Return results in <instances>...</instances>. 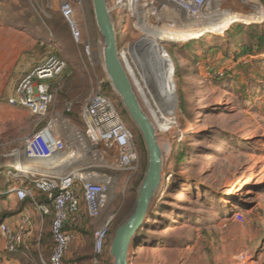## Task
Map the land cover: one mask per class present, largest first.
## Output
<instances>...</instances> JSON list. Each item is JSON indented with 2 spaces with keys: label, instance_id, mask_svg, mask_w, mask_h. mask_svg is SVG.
Listing matches in <instances>:
<instances>
[{
  "label": "rangeland",
  "instance_id": "rangeland-1",
  "mask_svg": "<svg viewBox=\"0 0 264 264\" xmlns=\"http://www.w3.org/2000/svg\"><path fill=\"white\" fill-rule=\"evenodd\" d=\"M63 1L67 0H0V162L9 159L12 151H21L22 139L44 123L7 100L21 76L50 56L67 63L53 83L57 89L53 117L58 112L70 127L83 130V109L95 79L121 107L107 82L91 0H68L83 38L92 42L93 63L87 67L61 15ZM215 1L223 2L219 10L207 9L195 17L174 9L180 16L162 23L153 7L150 16L153 24L159 22L160 34L178 24L185 27L207 18L223 19L227 11L240 9L256 13L260 22L253 24L264 26V0H243L247 5L240 0ZM113 15L116 21L119 15ZM123 15L117 28L119 53L128 74L144 86L132 46L146 35L142 26L148 32L156 26ZM237 23L222 34L158 42L172 63L176 107L167 129L160 132L155 124L164 150L162 180L150 215L130 245L129 264H264V48L257 50L253 45L242 53L244 44L251 45L249 37L226 33ZM143 107L150 115L148 107ZM121 111L134 132L138 168L117 171L114 176L104 213L113 218L98 258L93 248L98 223L87 217L82 200V227L73 219L67 226L81 239L68 247L66 264H114L108 243L133 211L147 164L140 133L122 107ZM88 162L97 163L93 158Z\"/></svg>",
  "mask_w": 264,
  "mask_h": 264
},
{
  "label": "built area",
  "instance_id": "built-area-1",
  "mask_svg": "<svg viewBox=\"0 0 264 264\" xmlns=\"http://www.w3.org/2000/svg\"><path fill=\"white\" fill-rule=\"evenodd\" d=\"M212 1L108 0V4L112 13L119 15L117 31L124 19L123 13L137 17L143 7L153 3L167 4L171 9L195 17L206 12ZM60 12L74 43L81 49L84 66H91L92 42L83 38L73 4L68 0L61 2ZM66 66L64 59L48 57L21 76L7 100L9 105L27 109L39 122L44 121L39 130L22 139L21 151H14V154L20 160L21 157L51 160L50 169L20 170L14 165V176L22 183L11 188L19 200L29 199L42 216L52 214L53 246L44 264H66V252L77 236V231L67 229L66 224L73 219L75 225L80 226L82 200L88 218L98 223L94 231V255L98 258L103 254L113 218L104 213L110 204L114 176L117 171L135 172L139 163L134 132L126 123L121 107L117 108V103L102 90V82L92 80L93 86L83 109V130L70 127L68 119L58 112L57 117L50 114L57 95L53 83ZM70 110V106L66 107V111ZM65 157L69 161L62 162ZM91 158L97 163H87ZM34 189L44 194L47 202L40 203ZM29 225L27 215H22L14 227L0 222V238L7 251L13 252L23 244Z\"/></svg>",
  "mask_w": 264,
  "mask_h": 264
},
{
  "label": "water",
  "instance_id": "water-1",
  "mask_svg": "<svg viewBox=\"0 0 264 264\" xmlns=\"http://www.w3.org/2000/svg\"><path fill=\"white\" fill-rule=\"evenodd\" d=\"M91 2L96 27L102 40V62L107 82L118 96L125 114L138 129L147 152L146 169L138 187L133 211L116 228L108 243V253L114 264H129L130 245L138 229L150 215L152 200L160 187L164 166V150L159 142L156 126L141 105L132 80L122 61V54L119 53L117 23L108 0H91ZM237 12L247 17H258L256 13L246 10L240 9ZM141 41L142 39L132 47H138ZM146 61H148V58Z\"/></svg>",
  "mask_w": 264,
  "mask_h": 264
},
{
  "label": "bare ground",
  "instance_id": "bare-ground-1",
  "mask_svg": "<svg viewBox=\"0 0 264 264\" xmlns=\"http://www.w3.org/2000/svg\"><path fill=\"white\" fill-rule=\"evenodd\" d=\"M241 2L247 5L243 0ZM223 2L212 1L209 11H217L221 8L220 5ZM152 5V4H151ZM154 8L155 12L159 14L158 18H161L159 22L168 21L173 17H179L180 14L172 10L170 5L164 3H153L152 6L143 7L141 13L138 14L137 20L146 25L148 21L153 24L154 20L150 16V9ZM205 13V12H204ZM212 13V12H210ZM159 22H155L153 25L155 30H148L142 26L141 29L145 32V36L138 44V47L132 49V56L136 61L137 70L139 69L141 79L144 86H141L136 77L130 76L133 81L134 90L140 100L142 106H147L150 110V118L154 121L159 131L163 132L167 129L173 120V113H175L176 94L174 91L172 73L173 67L170 63L169 57L163 52L162 47L158 42H183L186 40L194 39L202 36L206 33L222 34L228 29V27L234 22H242L245 24H251L260 22L259 17H247L236 10L227 11L224 13V18L215 20L214 18H207L202 22L193 23L188 26H181L178 24L175 27H168L167 32L159 33ZM142 51V54L137 55ZM152 52V53H150ZM148 58V61H146ZM131 71H133L131 69ZM132 73V72H131ZM133 74V73H132ZM145 92H148L149 97ZM144 108V107H143ZM157 129V128H156ZM69 161V158H64L62 162ZM51 160L43 158H21L15 164L16 169L26 170L32 168L37 171H46L50 169Z\"/></svg>",
  "mask_w": 264,
  "mask_h": 264
},
{
  "label": "crops",
  "instance_id": "crops-1",
  "mask_svg": "<svg viewBox=\"0 0 264 264\" xmlns=\"http://www.w3.org/2000/svg\"><path fill=\"white\" fill-rule=\"evenodd\" d=\"M18 161L20 158L12 151L9 159L0 162V222L14 227L22 215H27L30 225L23 244L13 252L5 249V243L0 238V264H44L48 261L53 246L51 215L42 216L30 200H19L11 191L13 186L22 183L14 176L13 167ZM24 183L27 184V181ZM38 196L40 203L47 202L44 195ZM79 227H82L81 224ZM80 237L81 234L77 232L70 244H79Z\"/></svg>",
  "mask_w": 264,
  "mask_h": 264
},
{
  "label": "trees",
  "instance_id": "trees-1",
  "mask_svg": "<svg viewBox=\"0 0 264 264\" xmlns=\"http://www.w3.org/2000/svg\"><path fill=\"white\" fill-rule=\"evenodd\" d=\"M236 23V22H234ZM233 24V23H232ZM231 24V25H232ZM230 25V26H231ZM229 26V27H230ZM228 27V28H229ZM230 32H239L238 35L244 34L246 36L249 37V39L251 40L250 43L251 45L248 44H244L241 48V52L242 53H246L250 50V47H252L253 45L255 46V49L257 50H261L264 48V26H257L256 24H249V25H245L242 22L237 23L236 25H234L232 27V29H230L229 31H227V35H229L230 37H232L233 34H230ZM209 34V33H206ZM211 34V33H210ZM59 58V57H58ZM34 193H35V197L36 199L39 201V194L41 196H43L44 194H42L40 191H37L34 189ZM45 196V195H44ZM29 200V199H28ZM85 212V211H84ZM52 217V214H49ZM88 217V216H87ZM69 223V222H68ZM68 223L66 224V228L68 226Z\"/></svg>",
  "mask_w": 264,
  "mask_h": 264
}]
</instances>
